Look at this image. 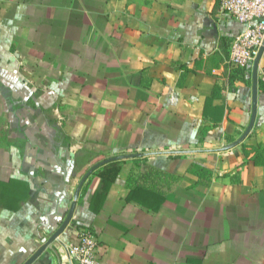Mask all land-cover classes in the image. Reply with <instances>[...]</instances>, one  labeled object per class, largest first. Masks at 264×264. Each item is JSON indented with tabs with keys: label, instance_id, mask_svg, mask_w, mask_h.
I'll list each match as a JSON object with an SVG mask.
<instances>
[{
	"label": "crops",
	"instance_id": "0c3cea01",
	"mask_svg": "<svg viewBox=\"0 0 264 264\" xmlns=\"http://www.w3.org/2000/svg\"><path fill=\"white\" fill-rule=\"evenodd\" d=\"M244 28L220 0H0V264L31 257L88 169L123 154L32 264H71L80 229L99 264H264V53L231 147L253 109L230 61Z\"/></svg>",
	"mask_w": 264,
	"mask_h": 264
},
{
	"label": "built area",
	"instance_id": "2783aa9c",
	"mask_svg": "<svg viewBox=\"0 0 264 264\" xmlns=\"http://www.w3.org/2000/svg\"><path fill=\"white\" fill-rule=\"evenodd\" d=\"M220 6L245 24V28L233 38L230 61L252 72L264 41V0H220ZM97 247L98 237L90 229H80L77 242L62 243L65 257L71 264H99Z\"/></svg>",
	"mask_w": 264,
	"mask_h": 264
},
{
	"label": "water",
	"instance_id": "95a60500",
	"mask_svg": "<svg viewBox=\"0 0 264 264\" xmlns=\"http://www.w3.org/2000/svg\"><path fill=\"white\" fill-rule=\"evenodd\" d=\"M263 53H264V41H263L262 46L259 49L258 55H257L255 63H254V67H253V70H252V77H253V109H252L251 119H250V122H249L245 132L243 133V135L237 141H235L231 145V147L236 145V144H238V143H240L249 134V132L253 128V125H254V122H255V118H256V115H257V76H258L259 63H260V60L262 58ZM133 156H135V154L116 155V156H113V157L106 158V159L94 164L92 167H90L88 169V171L85 173V175L82 177V179H81V181H80V183H79V185H78V187H77V189L75 191L74 199H73V201L71 203V206H70V209L68 211L66 219L63 221L61 226L48 239L44 240L43 244L39 247V249L31 257H29L23 264H32V262L46 248L51 247L52 243L59 239V236L64 231V229L67 227V225L70 223V221H71V219L73 217V214H74V211H75V208H76V205H77V200H78V197H79V194H80V191H81V188H82L84 182L87 180V178L96 169H98L101 166L106 165V164H108V163H110L112 161L119 160V159H122V158L133 157Z\"/></svg>",
	"mask_w": 264,
	"mask_h": 264
},
{
	"label": "trees",
	"instance_id": "16d2710c",
	"mask_svg": "<svg viewBox=\"0 0 264 264\" xmlns=\"http://www.w3.org/2000/svg\"><path fill=\"white\" fill-rule=\"evenodd\" d=\"M260 86L264 87V84H261ZM115 164L116 162L112 161L94 172V174L97 172V174L100 176V185L97 193L100 192V189L102 188L106 192L107 188H109V186L116 180L119 168H117Z\"/></svg>",
	"mask_w": 264,
	"mask_h": 264
}]
</instances>
